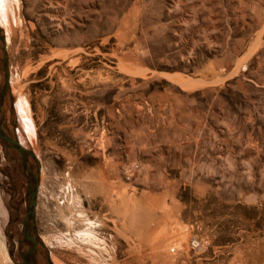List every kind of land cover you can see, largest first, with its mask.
<instances>
[{
    "label": "rangeland",
    "instance_id": "1",
    "mask_svg": "<svg viewBox=\"0 0 264 264\" xmlns=\"http://www.w3.org/2000/svg\"><path fill=\"white\" fill-rule=\"evenodd\" d=\"M0 2L3 124L41 161L54 264H264V0ZM12 159L0 143V264L27 209Z\"/></svg>",
    "mask_w": 264,
    "mask_h": 264
},
{
    "label": "water",
    "instance_id": "2",
    "mask_svg": "<svg viewBox=\"0 0 264 264\" xmlns=\"http://www.w3.org/2000/svg\"><path fill=\"white\" fill-rule=\"evenodd\" d=\"M0 71L3 73V81L0 85V127L3 124V106L8 101L13 107V97L11 92V72L9 65V55L6 39L3 30L0 28ZM5 150H14L21 156V166L28 179V186L25 195L26 214L24 217L17 215L13 218V223L17 226L15 231L7 234L9 238V257L14 264H38V256L42 255L46 264H54L51 253L45 243L41 240L37 223V207L39 189L41 183V161L32 151L21 145L20 142L13 140L12 144L7 145L2 142ZM43 249V251H41Z\"/></svg>",
    "mask_w": 264,
    "mask_h": 264
},
{
    "label": "bare ground",
    "instance_id": "3",
    "mask_svg": "<svg viewBox=\"0 0 264 264\" xmlns=\"http://www.w3.org/2000/svg\"><path fill=\"white\" fill-rule=\"evenodd\" d=\"M1 3V2H0ZM7 13V12H6ZM6 24V26H7V28H5L6 29V37H5V39H6V45H7V47H9V44L11 45V41H10V37L12 36V35H14V32L16 31V30H14V28H13V23H12V21H11V17L10 16H4V18L3 17H0V28H2L1 26H3V24ZM15 24V23H14ZM15 29H16V27H15ZM17 32V31H16ZM14 36H16V35H14ZM16 38V37H15ZM15 40V39H14ZM11 91H12V89H11ZM21 102V101H20ZM22 103V102H21ZM23 107V106H22ZM22 107H20V108H22ZM14 112H15V115L17 114V112H16V107L14 108ZM21 111H23V108H22V110ZM24 112V111H23ZM25 114V113H24ZM17 116V115H16ZM24 122V121H23ZM29 122V121H28ZM28 124H30V125H27V132L29 133V134H31L32 135V133H34L33 131V126L31 127V123H28ZM23 132V131H22ZM24 133V132H23ZM30 135V136H31ZM23 137H24V140H27L25 137V134L23 135ZM16 138H17V140H19V137H18V134L16 133ZM21 140H19V142H20ZM21 143V142H20ZM21 145L23 146V144L21 143ZM3 146V145H2ZM23 147H25V146H23ZM2 148V147H1ZM25 148H27V147H25ZM27 149H29V148H27ZM30 150V149H29ZM14 153H15V151H14ZM11 155H12V153L11 152H8L7 151V158L10 160V157H11ZM5 157V156H4ZM20 157V156H19ZM12 159V158H11ZM13 160V159H12ZM6 163V162H5ZM13 164V163H12ZM8 165V164H7ZM10 168V167H9ZM11 169V168H10ZM8 170V169H7ZM5 171V170H4ZM20 171V170H19ZM7 172V171H6ZM11 174H12V172H11ZM12 176V175H11ZM13 178H14V176H13ZM15 180V179H14ZM71 183V182H70ZM22 184V183H21ZM17 186H18V183H17ZM11 187V186H10ZM20 190H22V189H20ZM1 191V190H0ZM18 191V190H17ZM2 192V191H1ZM24 192V191H23ZM4 194V193H3ZM68 197H69V195H68ZM70 197H71V199L75 202V200H74V197H72L71 195H70ZM107 199H108V197H106ZM69 200H70V198H69ZM70 202V201H69ZM75 204V203H74ZM8 206V205H7ZM13 206H14V204H13ZM15 208H16V210H15V213L13 214V218L17 215V210L18 209H20L19 208V205L17 206V204H16V206H14ZM13 207V208H14ZM75 207V206H74ZM73 208V207H72ZM12 211V210H11ZM74 211V210H73ZM13 228H14V230H16V228L14 227V225H13ZM42 257V256H41ZM41 257H40V259H41ZM44 258V257H43ZM42 260V259H41Z\"/></svg>",
    "mask_w": 264,
    "mask_h": 264
},
{
    "label": "flooded vegetation",
    "instance_id": "4",
    "mask_svg": "<svg viewBox=\"0 0 264 264\" xmlns=\"http://www.w3.org/2000/svg\"><path fill=\"white\" fill-rule=\"evenodd\" d=\"M17 132H18V129L16 130V127H14V131H11L8 127H0V143L2 144V142H5L7 145H10L12 144L13 140H16L19 142V140H17L16 138ZM3 152L7 154V150H5L4 148H3ZM8 152L12 153V156L10 157V159L15 155L20 156V154L17 153L16 151L14 153V150H8Z\"/></svg>",
    "mask_w": 264,
    "mask_h": 264
},
{
    "label": "built area",
    "instance_id": "5",
    "mask_svg": "<svg viewBox=\"0 0 264 264\" xmlns=\"http://www.w3.org/2000/svg\"><path fill=\"white\" fill-rule=\"evenodd\" d=\"M190 247L195 253L201 252L204 249V242L198 236H194L190 240Z\"/></svg>",
    "mask_w": 264,
    "mask_h": 264
}]
</instances>
